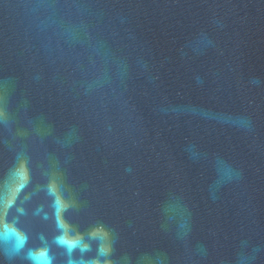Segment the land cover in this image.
Wrapping results in <instances>:
<instances>
[{
	"label": "water",
	"instance_id": "1",
	"mask_svg": "<svg viewBox=\"0 0 264 264\" xmlns=\"http://www.w3.org/2000/svg\"><path fill=\"white\" fill-rule=\"evenodd\" d=\"M0 217L53 264H264V0H0Z\"/></svg>",
	"mask_w": 264,
	"mask_h": 264
},
{
	"label": "clouds",
	"instance_id": "2",
	"mask_svg": "<svg viewBox=\"0 0 264 264\" xmlns=\"http://www.w3.org/2000/svg\"><path fill=\"white\" fill-rule=\"evenodd\" d=\"M43 246L36 248H27L28 235L17 227V221L13 219L11 222L4 217H0V248L5 254L12 258L23 253V258L29 264H53V256L49 253V248L44 241V237H40ZM55 243L58 246L64 247L70 255L72 250L80 243L79 239L71 238L66 234H62L55 238ZM87 246L85 245L84 248ZM84 248L81 250L83 251ZM68 264H72L69 260Z\"/></svg>",
	"mask_w": 264,
	"mask_h": 264
}]
</instances>
